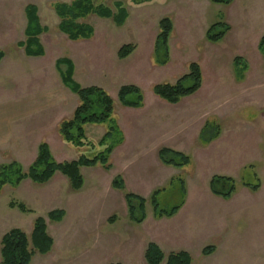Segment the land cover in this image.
Masks as SVG:
<instances>
[{"label": "rangeland", "instance_id": "rangeland-1", "mask_svg": "<svg viewBox=\"0 0 264 264\" xmlns=\"http://www.w3.org/2000/svg\"><path fill=\"white\" fill-rule=\"evenodd\" d=\"M114 1L96 0L115 9ZM120 1L129 11L124 25H117L111 18L90 15L83 21L94 27L93 37L74 41L59 30L60 18L54 6L71 0H0V49L5 52L0 65V80L8 61L13 63V68L22 66L26 74H31L40 64L28 63V55L18 45L20 40L26 39L25 8L29 4L37 6L42 24L49 29L41 35L46 50L42 61L46 73L50 72L49 68L52 71L58 58H76L78 65L85 67L88 73V80L81 85L103 87L115 101L116 117L121 115L126 119L118 100L121 86H139L151 104L153 96H157L153 91L155 84L174 83L188 73L192 61L202 62L203 86L183 103L204 108V117L216 124L211 126L210 133H214L219 124L220 138L213 145L197 151L196 145L191 146L188 155L192 161L185 168L187 171L193 168L194 173L182 171L156 194L160 209L186 204L175 218L164 217L161 223L158 222L161 226L170 224L174 232L163 246V252L168 256L171 252L187 251L192 258L191 264H264V57L258 47L262 31L251 29L246 35H235L230 39L231 35L218 42H209L210 45L206 33L203 36L197 23L204 17L195 16L193 8L198 7L191 1L151 0L142 5H136L132 0ZM243 1L235 5L236 15L241 16L240 12L246 8H256L261 11V21H264V0ZM233 3L223 5L210 1L212 7L209 11L206 9L209 25L226 22ZM186 12L190 13L185 16ZM166 16L174 23L170 37L173 55L171 63L164 67L155 63L152 50L160 30L159 21ZM125 44H133L136 49L122 59L117 53ZM234 56H241L237 65L232 64ZM144 60L147 67L151 66L147 73L142 72L145 70ZM113 70L117 75L111 76ZM29 80L40 83L36 76H30ZM52 81L47 83L54 85L55 82L57 87H65L62 82ZM14 82L0 81V89L12 88ZM105 128V125L88 124L86 136L98 141ZM126 133L130 139L128 147L136 149L137 141L133 140L132 130L126 129ZM58 134L59 137L57 132L49 136V145L59 162L77 159L82 154L93 157L102 150L98 143L96 146L75 147ZM169 140H173L171 134L162 136L156 143ZM31 159L21 163L24 169L31 165ZM110 162V170L98 165L103 168L99 177L96 166L82 167L84 185L78 191L71 188L69 179L61 172L45 184L27 179L17 187L5 185L0 189V240L13 228L22 229L30 236L35 219L44 217L54 243L49 253L36 252L30 264H148L145 258L150 243L148 232L145 224L135 223L129 217L125 193L130 190H117L111 185L119 171L126 167L122 152L111 156ZM212 175L230 176L236 180V201L239 197L245 205L241 212L231 208L234 199H211L209 181ZM180 178L185 180L186 192ZM257 182L261 184L259 193H253L244 185ZM244 189L251 192L247 200L240 198ZM150 199L146 203L147 222L154 224L156 217ZM12 201L24 203L28 212L10 207ZM55 209L66 212L60 222H53L47 216ZM209 245H215V251L204 255L202 251ZM235 246L239 248L237 253ZM230 249L234 251L225 253ZM1 260L0 244V264ZM165 263L166 259L162 264Z\"/></svg>", "mask_w": 264, "mask_h": 264}, {"label": "trees", "instance_id": "trees-1", "mask_svg": "<svg viewBox=\"0 0 264 264\" xmlns=\"http://www.w3.org/2000/svg\"><path fill=\"white\" fill-rule=\"evenodd\" d=\"M151 0H132L136 5H142ZM212 3L230 5L234 0H210ZM55 12L60 18L59 30L67 35L71 40L90 39L94 35V27L83 20L90 15H97L101 18H111L117 25L125 24L129 17V11L125 4L120 1H114V8L103 3H97L96 0H71L69 3H56ZM28 19L25 29L26 39L18 42V45L24 47L28 56H43L45 50L41 44L40 35L46 33L49 29L41 25L38 16V8L29 4L25 8ZM159 32L156 37L154 47V61L157 65H167L170 60L169 40L173 32L174 24L171 17L166 16L159 21ZM230 30L226 22H216L210 25L206 38L211 42L222 40L225 34ZM259 50L264 57V34L259 41ZM135 49L133 44H125L118 52L119 58L128 57ZM5 56V52L0 49V61ZM236 65L240 63V58H235ZM58 68L61 65L67 66L63 75V82L74 93L78 95L79 103L74 113L69 118H64L58 127V131L64 141L78 148L85 146H96V143L102 147L96 155L88 157L84 154L75 160L57 161L47 142H41L38 147V154L31 165L24 167L17 161L0 165V189L5 185L13 187L19 186L24 180H31L37 184L48 183L57 172L65 175L71 188L75 191L82 189L84 178L81 173L82 167H94L101 165L106 170L112 168L110 162L111 154L114 149L124 142V134L118 125V116L115 113V101L111 95L102 87L88 86L83 87L73 79V62L67 58H59L56 61ZM247 68V67H246ZM203 83V73L201 65L197 61L189 64L188 73L182 75L176 82H163L153 86L154 93L169 103L177 104L183 98L195 94L200 90ZM118 100L123 106L139 108L144 104V96L141 88L135 85H123L118 92ZM105 125V133L98 140L93 141L86 136V125ZM213 122H207L201 132V141L209 143L220 135V127L214 133H210ZM161 160L168 165L183 167L190 163L191 157L180 151L163 147L160 149ZM181 183L184 179L180 178ZM252 191H257L261 184L244 183ZM112 187L117 190H125V182L121 175H117L112 181ZM211 191L224 199H230L237 190V182L233 177L225 175H214L210 181ZM154 194L152 203L156 218L174 216L180 206L171 209H160L155 200ZM125 200L128 207L129 217L135 223H142L146 219L147 200L132 192L125 193ZM10 207L18 208L22 212H28L24 203L10 202ZM66 212L63 209H55L48 212V218L53 222H60L65 217ZM53 238L47 231V222L44 217H37L34 221L33 230L30 236L19 228H13L6 232L1 240V264H30L36 252L47 254L53 246ZM215 251V245L206 246L202 253L210 255ZM145 258L148 264H191L192 258L187 251L171 252L168 256L154 242L147 245ZM119 264V263H116Z\"/></svg>", "mask_w": 264, "mask_h": 264}, {"label": "crops", "instance_id": "crops-1", "mask_svg": "<svg viewBox=\"0 0 264 264\" xmlns=\"http://www.w3.org/2000/svg\"><path fill=\"white\" fill-rule=\"evenodd\" d=\"M188 1L195 3V6L198 7V9L193 8L196 14L195 16L198 17L200 14L204 17L202 21L197 20V23L200 25L201 33L204 36L205 33L207 34V31L210 27L207 19V13L209 11V7L211 6L210 1ZM240 1L242 0H234V3L231 7V12L227 14L226 23L230 26V30L225 34L224 37L227 38L232 35V38L230 39H233L235 35H246L247 32H249L251 29H258L259 31H262L259 38L260 41L262 35L264 34V21H261V11L257 10L256 8H252V10L246 8L245 11L240 12L241 16H238L234 12V8L236 4H240ZM243 2L246 3V0ZM186 13L187 14L185 16H187L190 12ZM179 18L178 21H180ZM24 23L26 29L28 19H26ZM183 23H185V21H183ZM41 25H43L42 22ZM241 27L244 28V31H242L243 28L241 29ZM63 36L67 37V35L65 34H63ZM59 39H61L62 41L64 40L61 36L59 37ZM40 40L41 44L43 45L41 35ZM21 41H24V39L20 40L19 42ZM209 42L211 43V41H208L207 44ZM152 52H154V48ZM169 52L171 60L173 50H171L170 48ZM24 54H26L25 51ZM45 55L46 50L43 56H28V58H26L28 63H30L31 65L35 66L37 62L40 63L36 65V68L33 69V72L31 74L24 73L22 66L13 68L14 65L12 62H6L7 64L4 76H2L0 81L3 82L14 80L15 82L12 88L0 89V165L5 164L4 162L10 163L12 161H17L21 164L24 160L29 158H32V163L37 157L38 147L40 143L45 141L49 145V136L56 132L59 137L58 127L60 122L64 118L71 117L76 107L78 106L79 99L75 96L77 94L74 93L63 82L62 73L66 71L67 66L61 65V67L58 68L55 62L52 71L49 68L50 72L46 73L45 65L42 63V61L45 59ZM236 57L240 58L241 56H234L232 60V64L234 65H236ZM3 58H5V56ZM3 58L0 61V65L2 64ZM67 59H70L74 65V81H76L80 85L82 84V82L87 81L88 73L86 72V68H81L78 65L77 59L74 57ZM145 63L146 62L144 60L143 68L145 70H143L142 72L147 73L151 66L148 65L147 67ZM169 63H171V61L168 62V64ZM200 64H202V62ZM38 65L40 67H38ZM201 69H203V65H201ZM114 72V70L110 71L111 76L116 74ZM30 76H36L37 78H39L38 81H40V83L35 84L32 80H29ZM48 80H54L58 83L62 82L65 87L61 85L57 87L54 81H52L54 82V85L52 83H47ZM85 86L88 87L90 85ZM186 99L187 97L183 98L177 104H172L160 98L159 96H153V101L151 104H148V101L144 97V104L142 107L139 108L127 107L122 105L121 111L126 114V119L119 115L118 125L120 126L124 134V142L114 149L111 156L113 157L115 154L120 155L121 152L123 154V162L126 167L120 170L118 175H121L123 177L125 187L130 190L128 192L137 194L145 198L146 200L149 198H151L150 200H152L154 194H157L159 191L166 188L168 183L172 181L174 177H179L182 174V171L187 172V174L194 173L193 168H191L189 171H187V169L185 168L191 164L192 160L189 164L183 167H176L173 165L165 164L160 158L159 152L161 148H171L188 155L189 152H191V146L196 145L195 150L197 151L200 148L203 149L204 147H209L210 145H213V142L220 138L219 135L217 138H214L207 144L201 141L200 136L202 129L203 127H205L206 123L209 122V120H207V117H204L206 116L203 113L204 108L194 104L187 105L185 104V102L183 103V101H185ZM205 113L209 112L205 111ZM200 116H202L203 119ZM205 119L206 121H204ZM202 121L204 122L200 124V122ZM126 129L132 130V134H134L133 140L137 141L136 149H131L130 147H128L130 139L127 138L128 133H126ZM104 133L105 129L101 131L100 136L102 137ZM168 134H171L173 140H169V142L167 143H156L159 138H161L162 136L166 137V135ZM100 136L98 138H101ZM101 167L96 166L95 168L97 169L96 174H98V177L99 172H102L101 169H103ZM190 176L192 177L193 174ZM213 176L214 175H212L211 178ZM182 187L183 190L186 192L187 189L185 186V180L182 184ZM260 189L261 187L253 193H259L258 191ZM250 193L251 192L248 189H244L240 196L241 200H247L246 198ZM212 194H210L211 199L222 198L220 196L215 195L213 192ZM237 195L238 194L234 193L230 199L226 200L232 201L234 199V204L231 205V208L238 209V211L241 212L240 209L244 208L245 205H242L243 201H239V197L238 201H236ZM155 200L157 202L156 197ZM185 206L186 204L184 203L182 206H180V209L174 216L166 218H175L179 212L183 211ZM163 219L164 217L156 218V222L152 224L147 222L148 219L146 215V219L141 223L145 224L146 230L148 232L147 235L149 237V242L156 243L160 246L162 250L163 246H166L167 242H169L172 236L171 234L174 233L170 229V224L167 223L164 224V226H161L159 224L163 221ZM234 249L236 250L235 253H237V250L239 248L235 246ZM233 251V249H230L225 253H231Z\"/></svg>", "mask_w": 264, "mask_h": 264}]
</instances>
